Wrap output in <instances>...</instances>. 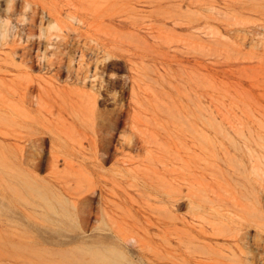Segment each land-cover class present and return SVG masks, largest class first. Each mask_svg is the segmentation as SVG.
Segmentation results:
<instances>
[{
    "label": "rangeland",
    "instance_id": "rangeland-1",
    "mask_svg": "<svg viewBox=\"0 0 264 264\" xmlns=\"http://www.w3.org/2000/svg\"><path fill=\"white\" fill-rule=\"evenodd\" d=\"M110 242L264 264V0H0V264Z\"/></svg>",
    "mask_w": 264,
    "mask_h": 264
},
{
    "label": "bare ground",
    "instance_id": "bare-ground-1",
    "mask_svg": "<svg viewBox=\"0 0 264 264\" xmlns=\"http://www.w3.org/2000/svg\"><path fill=\"white\" fill-rule=\"evenodd\" d=\"M122 248L124 247L120 243H99L82 247L73 255L65 256V258L83 264H139L141 260H137Z\"/></svg>",
    "mask_w": 264,
    "mask_h": 264
}]
</instances>
